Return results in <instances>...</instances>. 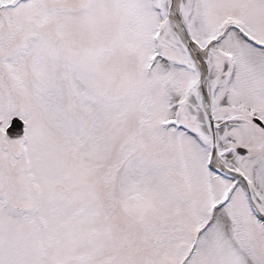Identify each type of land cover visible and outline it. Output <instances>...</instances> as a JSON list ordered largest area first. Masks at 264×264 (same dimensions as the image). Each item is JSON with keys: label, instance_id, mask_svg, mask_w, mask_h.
Listing matches in <instances>:
<instances>
[{"label": "snow or ice", "instance_id": "snow-or-ice-1", "mask_svg": "<svg viewBox=\"0 0 264 264\" xmlns=\"http://www.w3.org/2000/svg\"><path fill=\"white\" fill-rule=\"evenodd\" d=\"M0 264H264V0H0Z\"/></svg>", "mask_w": 264, "mask_h": 264}]
</instances>
